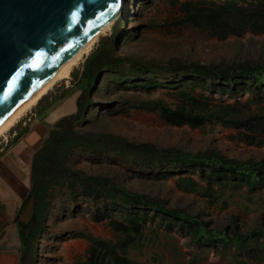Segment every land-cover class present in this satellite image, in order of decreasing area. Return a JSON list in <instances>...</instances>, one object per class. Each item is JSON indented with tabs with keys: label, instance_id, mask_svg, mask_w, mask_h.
Returning a JSON list of instances; mask_svg holds the SVG:
<instances>
[{
	"label": "rangeland",
	"instance_id": "obj_1",
	"mask_svg": "<svg viewBox=\"0 0 264 264\" xmlns=\"http://www.w3.org/2000/svg\"><path fill=\"white\" fill-rule=\"evenodd\" d=\"M206 1L208 3H203V0H124L123 11L112 28L84 55L70 78L57 83L49 92L51 95L65 94V97L50 100L51 105L44 102L36 111V126L44 124L51 130L60 119L77 111V99L82 89L74 83L76 71L96 50L101 57L105 52L98 49L99 46L106 38H114L115 56L122 63L101 72L104 81L94 90L95 103L88 109L86 124L80 129L193 156L220 154L240 162L264 160V143L248 144L242 136L245 130L240 131L218 121H209L199 128L173 126L162 118L158 108L164 105L173 110L184 108L192 114H221L226 120L236 121L264 117V94L244 93L239 97H230L200 87H179L172 81L176 72L167 73L157 68L180 65L219 67L223 70L264 68V33L248 30L240 36L224 37L220 31L168 25L184 18L185 7L191 2L194 7L206 8L224 4V0ZM156 81L159 83L156 84ZM145 84H150L152 88H146ZM101 86L108 88L104 94L99 92ZM68 89L70 91L65 93ZM182 92L194 96L198 103L183 97ZM238 102L243 106L236 107ZM226 106L235 109L224 110ZM32 113L35 111L31 110L26 116L31 117ZM25 120L24 128L31 123ZM11 131L0 139V160L7 156L18 164L16 172L21 178V183H18L19 186L25 185L22 190L26 199L30 189L32 148L21 140L10 145L16 136H12ZM42 139L34 145L36 150L45 141ZM68 166L146 196L150 202H161L168 210L197 217L209 223L212 230L220 231L236 225L244 235L255 230L264 231V190L250 192L246 186L234 189L215 185L211 195H206L209 185L197 173L187 174L200 183L199 188L191 191L180 179L185 174L161 173L155 167L142 164L139 159L125 158L111 151L93 153L76 149L68 158ZM67 186L56 189L50 201L44 235L41 233L39 236L32 264H78L86 261L91 244L83 235L112 244L127 238L112 228L110 219L94 221V217L104 213L113 220L124 221L117 198L86 194L80 186ZM10 208L13 212L15 207L12 205ZM147 210L144 212L148 213L150 220L134 246L125 252L135 264H238L234 246L200 249L179 225L170 229L161 217H155L151 209ZM6 213L10 212L6 210ZM3 233L1 230L0 236ZM14 237L20 238L19 231ZM117 252L123 255L120 249Z\"/></svg>",
	"mask_w": 264,
	"mask_h": 264
},
{
	"label": "trees",
	"instance_id": "obj_2",
	"mask_svg": "<svg viewBox=\"0 0 264 264\" xmlns=\"http://www.w3.org/2000/svg\"><path fill=\"white\" fill-rule=\"evenodd\" d=\"M205 2L208 3L203 0V3ZM191 4L192 2L185 7L184 18L168 25L176 28L192 26L203 30L220 31L224 37L227 35L240 36L248 30L264 33V0H224L222 6L214 5L210 8L205 6L194 7ZM104 42L98 49L105 53L99 57L96 50L89 56L83 67L75 73V79H77L74 80V83L82 89L77 99V111L56 122L46 140L33 155L29 193L16 221L22 243L21 249L23 250L21 264H32L31 261L35 259L34 254L38 249L37 241L41 233L44 235L45 219L48 216L50 201L53 200L56 189L68 187L67 184L71 185L70 187L80 186L86 194H103L110 195L114 199L117 198L120 207H122V210L119 211H122L124 221L113 220L107 213L94 217V221L103 222L110 219L112 228L127 236L118 244H112L92 236L83 235L82 237L87 239L91 245L86 261L78 264H135L129 260L125 252L129 247L134 246L137 237L141 235L150 220L148 213L144 212L147 209H151L155 217H161L170 229H173L174 225H179L181 231L189 235L192 243L200 249H227L234 246L237 251V255L234 256L238 264H252V262L262 264L264 262V231L255 230L244 235L236 225H231L220 231L212 230L209 228V223L197 217L168 210L161 202H150L146 196L132 193L110 183V181L91 177L68 166V158L76 149L92 151L93 153L111 151L125 156V158L139 159L142 164L150 168L155 167L161 173H168L169 175L183 173L185 175H182L183 177L180 179L191 191L199 188L200 183L187 174L197 173L202 181L209 185L206 195H211L210 191L214 190L215 185L221 188L231 186L234 189L246 186L250 192L264 190V160L240 162L220 154L193 156L176 150L159 149L149 144L130 143L116 136L94 134L80 129L79 127L86 124L85 115H88V109L95 103L94 90L98 89L97 85L100 86L104 81L103 76H100L101 72L108 67L122 63V60L115 56L114 38H106ZM157 68L167 73L176 72V77L172 81H175L173 83L179 87H200L204 90L210 89L214 93L228 94L230 97H239L244 93L250 95L264 94L263 67H240L237 70L229 68L223 70L219 67L180 65L165 68L157 66ZM155 83L158 84L159 82L156 81ZM145 85L148 89L152 88L149 86L150 84ZM99 89V92L104 94L108 88L101 86ZM69 91L70 89L65 93ZM181 95L198 103L197 99L189 93L182 92ZM64 97L65 94L51 95L50 93L32 111L35 113L39 111L44 102L50 104V100L63 99ZM235 106L243 105L238 102ZM158 108L162 118L173 126L183 127L187 125L192 128H199L209 121H218L225 126L240 131L245 130L242 136L250 145L264 143V117L236 121L234 119L226 120L221 114L218 116L192 114L184 108L173 110L164 105H160ZM223 108L224 110L235 109L233 106ZM28 118H30L29 115L25 119ZM25 119L20 121L19 126L12 129L11 133L17 131V135L10 145L17 143L29 134L30 125L28 124L26 128L23 127V123L27 121ZM64 180L66 184H64ZM30 199H34V213L30 222L24 223L21 221V215ZM119 249L123 255L117 252Z\"/></svg>",
	"mask_w": 264,
	"mask_h": 264
},
{
	"label": "water",
	"instance_id": "obj_3",
	"mask_svg": "<svg viewBox=\"0 0 264 264\" xmlns=\"http://www.w3.org/2000/svg\"><path fill=\"white\" fill-rule=\"evenodd\" d=\"M123 8L124 0H0V126ZM34 206L30 199L22 222Z\"/></svg>",
	"mask_w": 264,
	"mask_h": 264
},
{
	"label": "crops",
	"instance_id": "obj_4",
	"mask_svg": "<svg viewBox=\"0 0 264 264\" xmlns=\"http://www.w3.org/2000/svg\"><path fill=\"white\" fill-rule=\"evenodd\" d=\"M35 118H37V114L32 113L31 117L28 118V121H31L29 124L30 132L21 139V141L26 142L32 148L30 165L34 153L38 150L35 149L34 145L41 138L46 140L50 130L44 124L36 126L37 121H35ZM14 134L17 135V131H14L12 136ZM18 167V164L9 157L7 158V156L0 160V231L3 230L4 232V235L0 236V264H21L22 245L20 244V238L16 239L14 234L18 232L16 221L25 200V196H23L25 192L22 190L25 185L21 184L19 186L21 178L16 172ZM12 205L15 207L13 212H11L12 209L10 208ZM6 210L10 213H6ZM18 241L20 242L19 244L17 243Z\"/></svg>",
	"mask_w": 264,
	"mask_h": 264
},
{
	"label": "bare ground",
	"instance_id": "obj_5",
	"mask_svg": "<svg viewBox=\"0 0 264 264\" xmlns=\"http://www.w3.org/2000/svg\"><path fill=\"white\" fill-rule=\"evenodd\" d=\"M118 16L108 22L95 36H93L80 50H78L70 59L60 66V68L50 77L46 84L35 93L28 101H26L2 126H0V139L7 136L22 118H24L31 110H33L41 100L49 94L57 83L68 80L75 66L88 54L96 45L100 37L109 31Z\"/></svg>",
	"mask_w": 264,
	"mask_h": 264
},
{
	"label": "clouds",
	"instance_id": "obj_6",
	"mask_svg": "<svg viewBox=\"0 0 264 264\" xmlns=\"http://www.w3.org/2000/svg\"><path fill=\"white\" fill-rule=\"evenodd\" d=\"M27 117V116H26Z\"/></svg>",
	"mask_w": 264,
	"mask_h": 264
}]
</instances>
